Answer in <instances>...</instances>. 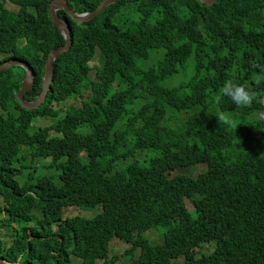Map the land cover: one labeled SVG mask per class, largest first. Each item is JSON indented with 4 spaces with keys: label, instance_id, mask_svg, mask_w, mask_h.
Returning <instances> with one entry per match:
<instances>
[{
    "label": "trees",
    "instance_id": "1",
    "mask_svg": "<svg viewBox=\"0 0 264 264\" xmlns=\"http://www.w3.org/2000/svg\"><path fill=\"white\" fill-rule=\"evenodd\" d=\"M53 1L0 2V64L32 65L27 101L42 92L49 52L66 43ZM67 1L86 14L104 0ZM58 16L72 23L73 44L55 59L41 106L17 98L24 67L0 73V259L264 264V0H122L82 24ZM227 80L261 102L235 106ZM190 167L202 172L172 177ZM114 238L131 247L115 253Z\"/></svg>",
    "mask_w": 264,
    "mask_h": 264
},
{
    "label": "water",
    "instance_id": "2",
    "mask_svg": "<svg viewBox=\"0 0 264 264\" xmlns=\"http://www.w3.org/2000/svg\"><path fill=\"white\" fill-rule=\"evenodd\" d=\"M122 0H104L101 5L97 8V10L86 13V14H77L69 5L67 0H54L50 4L49 8V17L53 21L54 26L59 28L63 33L64 37H66V43L60 45L57 48L52 49L47 57L45 68H44V75H43V82H42V92L34 101H27L24 98V95L33 89V82H34V69L32 65L19 57H11L7 59L2 64H0V73L8 69L10 66L13 65H21L25 68L26 75L22 81L21 87L19 92L17 93V98L21 103L22 107L27 110H33L41 106L46 101L47 94L52 88L53 82V75H54V61L55 59L62 53L67 52L72 44H73V26L68 20H62L59 16V12H64L69 15V17L76 23L82 24L90 19L99 16L102 12L109 6L114 5ZM200 3L205 4L209 7H212L216 4L218 0H198ZM0 264H18V263H11L0 259Z\"/></svg>",
    "mask_w": 264,
    "mask_h": 264
},
{
    "label": "rangeland",
    "instance_id": "3",
    "mask_svg": "<svg viewBox=\"0 0 264 264\" xmlns=\"http://www.w3.org/2000/svg\"><path fill=\"white\" fill-rule=\"evenodd\" d=\"M0 2H2V0H0ZM7 8L9 10H11V11H14V12H17L18 11V9L15 8L12 5H8ZM91 65L94 66V67L95 66H98L99 65V57L96 56L91 61ZM93 71H95V68H94ZM181 80H182V77L178 76V77L172 79L171 81H169V85H171V86L178 85ZM83 95H84L83 96V100H87L88 99L89 92L84 91V94ZM72 103H74V102L73 101L68 102V103H66V105H63V106H61L59 108L62 111L61 114L63 116L64 115H67V108ZM139 105L140 104H136V106H138V107H139ZM49 122H50L49 120L37 119L35 123H36V125H39V127H47V125H50ZM25 151L28 152L27 150H25ZM25 156L27 157V159H30L31 158V156L29 155V153L25 154ZM193 168H195V169H193ZM191 169H193V171H191ZM33 171L34 172L36 171L37 172V175L38 174L39 175H44L45 174L44 168L42 166L37 167V169H33ZM184 171H188L190 174L196 175V174L202 172V167H199V168L190 167V168H185V169H179V171L173 173L172 177H176V176L184 173ZM188 205H191V204L188 203ZM32 211L34 213H36L37 215H40L39 214V209H37V207L32 208ZM77 212H78V210L77 209H74V208H72V209H66V210L63 211V217H68V215H73V214H76ZM81 215L82 216H86V215L90 216V212L88 214H86L84 212H81ZM1 235H4V234H1ZM150 236H152V239L154 241H160L161 240V236L160 235H157V233H156L155 230H153L152 233H150ZM115 239L116 238L113 239L114 252L115 253H118V252H121L122 253L123 252V249L128 248V247L129 248L131 247V244H129V243H124V242H121L119 239H116V240ZM8 240L9 241H12V238L10 237ZM205 248H206L207 251H210L211 249H213V247L210 244H206L205 245ZM139 254H140V249H138V248L135 249V258H138ZM103 263H104V261H100V264H103ZM115 264H130V261L129 260H125L123 258H120L117 261V263H115Z\"/></svg>",
    "mask_w": 264,
    "mask_h": 264
},
{
    "label": "clouds",
    "instance_id": "4",
    "mask_svg": "<svg viewBox=\"0 0 264 264\" xmlns=\"http://www.w3.org/2000/svg\"><path fill=\"white\" fill-rule=\"evenodd\" d=\"M222 91L223 95L228 96L237 107H251L254 102H261L255 92L250 91L243 84H234L231 80L225 81ZM214 115L220 125L232 127L233 120L229 115L223 112H217Z\"/></svg>",
    "mask_w": 264,
    "mask_h": 264
}]
</instances>
